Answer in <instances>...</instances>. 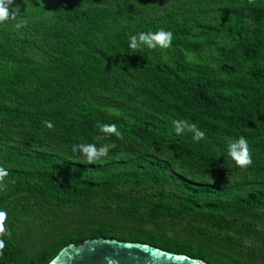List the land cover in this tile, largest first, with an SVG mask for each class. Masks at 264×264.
Listing matches in <instances>:
<instances>
[{
  "label": "trees",
  "instance_id": "1",
  "mask_svg": "<svg viewBox=\"0 0 264 264\" xmlns=\"http://www.w3.org/2000/svg\"><path fill=\"white\" fill-rule=\"evenodd\" d=\"M15 7L27 26L0 23V264H49L92 238L264 264V0ZM160 29L170 47H129ZM112 123L122 138L97 127ZM240 136L246 168L228 155ZM78 143L115 147L88 163Z\"/></svg>",
  "mask_w": 264,
  "mask_h": 264
},
{
  "label": "clouds",
  "instance_id": "2",
  "mask_svg": "<svg viewBox=\"0 0 264 264\" xmlns=\"http://www.w3.org/2000/svg\"><path fill=\"white\" fill-rule=\"evenodd\" d=\"M15 0H0V23L12 20L15 21L14 29L19 30L27 26V20L18 17L20 16L19 8L15 7L9 10V6L13 5ZM173 34L170 31L163 29L155 32H140L136 35L130 36L129 47L133 50L138 49L141 45H146L150 49H155L157 46L161 48H168L171 45ZM177 133L181 130V123L187 124V122H174ZM45 126L48 129H52L54 126L50 121H44ZM100 132L105 134H114L118 138H122V134L118 131L116 124H99L97 125ZM195 128V125H191L189 129ZM197 136L203 138L204 133L198 132ZM103 137L97 136L96 139L100 140ZM196 139V137H194ZM115 145H101L97 148L95 143H78L72 146L73 153L82 154L88 163H93L97 159L106 157L111 148ZM228 155L235 162L238 167L246 168L251 166L252 157L249 149L248 141L244 136H240L238 140L230 142L228 145ZM7 176V172L0 168V180ZM7 220V212L0 211V236L6 233L5 223ZM5 243L3 239H0V254L3 253Z\"/></svg>",
  "mask_w": 264,
  "mask_h": 264
},
{
  "label": "water",
  "instance_id": "3",
  "mask_svg": "<svg viewBox=\"0 0 264 264\" xmlns=\"http://www.w3.org/2000/svg\"><path fill=\"white\" fill-rule=\"evenodd\" d=\"M49 264H211L141 242L92 238L64 247Z\"/></svg>",
  "mask_w": 264,
  "mask_h": 264
}]
</instances>
